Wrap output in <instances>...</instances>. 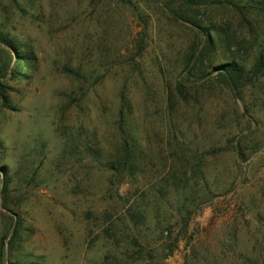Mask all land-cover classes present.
<instances>
[{"label":"rangeland","instance_id":"1","mask_svg":"<svg viewBox=\"0 0 264 264\" xmlns=\"http://www.w3.org/2000/svg\"><path fill=\"white\" fill-rule=\"evenodd\" d=\"M163 1L0 0V264H264V77H201L264 15L207 60Z\"/></svg>","mask_w":264,"mask_h":264},{"label":"trees","instance_id":"2","mask_svg":"<svg viewBox=\"0 0 264 264\" xmlns=\"http://www.w3.org/2000/svg\"><path fill=\"white\" fill-rule=\"evenodd\" d=\"M162 6L176 22L190 23L199 30L203 42L201 52L207 60L211 53H216L215 40L211 35L213 32L228 47L241 46L242 44L237 31L232 28L233 23L225 18L219 21H216L215 18L212 19L210 15L213 12L226 8L234 10L239 15H243V22H246V26L252 33L253 24L248 23L247 14L257 11L264 15V0H164ZM261 46L264 47V42L261 43ZM261 52L259 56H256L249 69V59L240 53L241 59L238 60L235 56L223 58L224 63L214 66L208 73L204 70L201 77L217 79L232 91L239 93L242 88L256 85L258 80L264 77V50L262 49ZM183 87L184 83L179 82L177 87L179 94H183ZM19 225L20 223L17 222V231ZM12 239L16 241V238L12 237Z\"/></svg>","mask_w":264,"mask_h":264},{"label":"water","instance_id":"3","mask_svg":"<svg viewBox=\"0 0 264 264\" xmlns=\"http://www.w3.org/2000/svg\"><path fill=\"white\" fill-rule=\"evenodd\" d=\"M10 214H13L11 211H8Z\"/></svg>","mask_w":264,"mask_h":264}]
</instances>
